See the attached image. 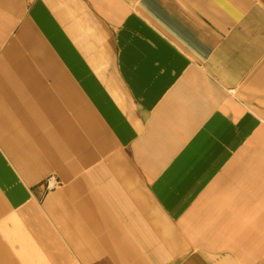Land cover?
<instances>
[{"label":"crops","instance_id":"0c3cea01","mask_svg":"<svg viewBox=\"0 0 264 264\" xmlns=\"http://www.w3.org/2000/svg\"><path fill=\"white\" fill-rule=\"evenodd\" d=\"M256 4L0 0V264H264Z\"/></svg>","mask_w":264,"mask_h":264},{"label":"rangeland","instance_id":"374dc122","mask_svg":"<svg viewBox=\"0 0 264 264\" xmlns=\"http://www.w3.org/2000/svg\"><path fill=\"white\" fill-rule=\"evenodd\" d=\"M253 1H255V3H257L256 5H261L263 2H264V0H253ZM256 70V71H255ZM258 71V69H256V67H253V68H250V69H246V74L248 73V74H251V73H253V74H256V72ZM259 71H260V68H259ZM261 74H263L264 75V70H263V73H261ZM242 90H247L248 91V93H255L256 94V92H261V90H258L257 88H256V85H252V84H247V85H244V86H242V88H239V90H237V91H242ZM264 92V91H263ZM253 95V94H252ZM254 102V101H253ZM259 103L260 104H262L263 105V107H264V99L263 100H259ZM249 104H250V106L252 105L251 104V101H249ZM253 106V105H252ZM252 106H251V108H252Z\"/></svg>","mask_w":264,"mask_h":264},{"label":"built area","instance_id":"2783aa9c","mask_svg":"<svg viewBox=\"0 0 264 264\" xmlns=\"http://www.w3.org/2000/svg\"><path fill=\"white\" fill-rule=\"evenodd\" d=\"M57 184H59V181H56L55 178L52 177V178L49 180V183H48V185H47V188H48V189H52V188H54Z\"/></svg>","mask_w":264,"mask_h":264},{"label":"bare ground","instance_id":"6f19581e","mask_svg":"<svg viewBox=\"0 0 264 264\" xmlns=\"http://www.w3.org/2000/svg\"><path fill=\"white\" fill-rule=\"evenodd\" d=\"M247 106H248L249 108H251L250 104H247Z\"/></svg>","mask_w":264,"mask_h":264}]
</instances>
